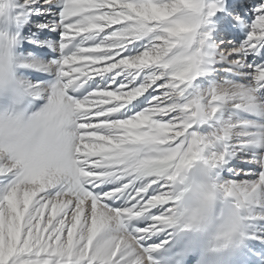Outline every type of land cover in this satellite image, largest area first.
<instances>
[{
    "label": "snow or ice",
    "instance_id": "snow-or-ice-1",
    "mask_svg": "<svg viewBox=\"0 0 264 264\" xmlns=\"http://www.w3.org/2000/svg\"><path fill=\"white\" fill-rule=\"evenodd\" d=\"M15 2L18 69L64 111L66 161L0 163V264H180L194 161L243 232L215 264H264V0Z\"/></svg>",
    "mask_w": 264,
    "mask_h": 264
},
{
    "label": "clouds",
    "instance_id": "clouds-1",
    "mask_svg": "<svg viewBox=\"0 0 264 264\" xmlns=\"http://www.w3.org/2000/svg\"><path fill=\"white\" fill-rule=\"evenodd\" d=\"M0 10V163L26 171L46 165L54 170L66 161L63 143L65 113L55 99H32L29 78L18 65L19 32L15 0ZM47 113L42 121L38 114ZM174 205V243L180 264H215L228 250L243 243L238 209L209 175L203 162L194 161L179 172Z\"/></svg>",
    "mask_w": 264,
    "mask_h": 264
},
{
    "label": "rangeland",
    "instance_id": "rangeland-1",
    "mask_svg": "<svg viewBox=\"0 0 264 264\" xmlns=\"http://www.w3.org/2000/svg\"><path fill=\"white\" fill-rule=\"evenodd\" d=\"M50 34H51V33H48L47 36H46L45 38H47V39H54V38H50ZM55 38H56V37H55ZM42 39H44V38H42Z\"/></svg>",
    "mask_w": 264,
    "mask_h": 264
}]
</instances>
